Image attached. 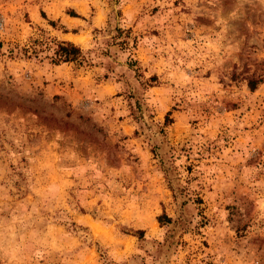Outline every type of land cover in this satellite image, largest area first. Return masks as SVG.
I'll use <instances>...</instances> for the list:
<instances>
[{
    "label": "rangeland",
    "instance_id": "obj_1",
    "mask_svg": "<svg viewBox=\"0 0 264 264\" xmlns=\"http://www.w3.org/2000/svg\"><path fill=\"white\" fill-rule=\"evenodd\" d=\"M0 23V264H264V0H0Z\"/></svg>",
    "mask_w": 264,
    "mask_h": 264
},
{
    "label": "trees",
    "instance_id": "obj_2",
    "mask_svg": "<svg viewBox=\"0 0 264 264\" xmlns=\"http://www.w3.org/2000/svg\"><path fill=\"white\" fill-rule=\"evenodd\" d=\"M53 62L55 63H71L76 62L80 57V50L73 44L69 42H60L55 43V49L53 50ZM264 75V74H263ZM263 75H257L255 77H249L246 79V86L249 91H253L259 83H261V79ZM168 115V114H167ZM167 118V117H166ZM157 221L159 223H168L169 219L164 215L157 217ZM134 234L137 238L142 237V231H136Z\"/></svg>",
    "mask_w": 264,
    "mask_h": 264
},
{
    "label": "crops",
    "instance_id": "obj_3",
    "mask_svg": "<svg viewBox=\"0 0 264 264\" xmlns=\"http://www.w3.org/2000/svg\"><path fill=\"white\" fill-rule=\"evenodd\" d=\"M91 13L92 15H94V12H91ZM76 14L77 15L75 16L64 15L63 17L57 18L59 23L63 26L64 30L66 31L60 34L59 40L64 41V42H70L69 41L70 38L79 36L78 35L79 29H80L79 27L81 23L84 22L82 19L84 15H82V13H76Z\"/></svg>",
    "mask_w": 264,
    "mask_h": 264
},
{
    "label": "built area",
    "instance_id": "obj_4",
    "mask_svg": "<svg viewBox=\"0 0 264 264\" xmlns=\"http://www.w3.org/2000/svg\"><path fill=\"white\" fill-rule=\"evenodd\" d=\"M0 29H1V23H0Z\"/></svg>",
    "mask_w": 264,
    "mask_h": 264
},
{
    "label": "bare ground",
    "instance_id": "obj_5",
    "mask_svg": "<svg viewBox=\"0 0 264 264\" xmlns=\"http://www.w3.org/2000/svg\"><path fill=\"white\" fill-rule=\"evenodd\" d=\"M74 41V40H73ZM76 41V40H75Z\"/></svg>",
    "mask_w": 264,
    "mask_h": 264
}]
</instances>
